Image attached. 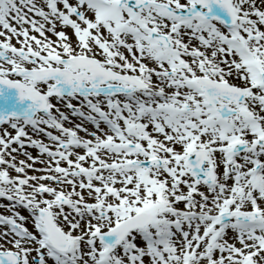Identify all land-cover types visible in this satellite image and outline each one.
I'll return each mask as SVG.
<instances>
[{"label": "snow or ice", "instance_id": "obj_1", "mask_svg": "<svg viewBox=\"0 0 264 264\" xmlns=\"http://www.w3.org/2000/svg\"><path fill=\"white\" fill-rule=\"evenodd\" d=\"M0 201V264H264V0H0Z\"/></svg>", "mask_w": 264, "mask_h": 264}, {"label": "bare ground", "instance_id": "obj_2", "mask_svg": "<svg viewBox=\"0 0 264 264\" xmlns=\"http://www.w3.org/2000/svg\"><path fill=\"white\" fill-rule=\"evenodd\" d=\"M34 174V173H33ZM30 227V226H29Z\"/></svg>", "mask_w": 264, "mask_h": 264}]
</instances>
